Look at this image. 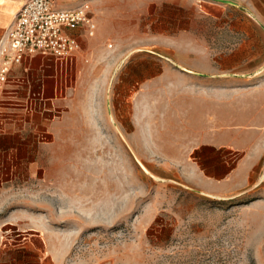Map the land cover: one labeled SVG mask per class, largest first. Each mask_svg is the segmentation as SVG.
Here are the masks:
<instances>
[{
  "label": "rangeland",
  "instance_id": "1",
  "mask_svg": "<svg viewBox=\"0 0 264 264\" xmlns=\"http://www.w3.org/2000/svg\"><path fill=\"white\" fill-rule=\"evenodd\" d=\"M134 3L115 2L114 27L71 59L27 60L0 94V247L39 230L62 264H264V127L246 186L216 196L192 178L201 134L247 129L263 43L213 50L201 17L192 49L175 2Z\"/></svg>",
  "mask_w": 264,
  "mask_h": 264
},
{
  "label": "crops",
  "instance_id": "2",
  "mask_svg": "<svg viewBox=\"0 0 264 264\" xmlns=\"http://www.w3.org/2000/svg\"><path fill=\"white\" fill-rule=\"evenodd\" d=\"M22 1L0 0V31L4 30L10 23ZM80 1L57 0L60 7H73ZM89 1L91 13L96 23V31L100 34L105 29L114 27V3L119 0ZM131 1L135 2L134 5L135 7L137 5L139 10L146 11L150 9L154 0ZM155 1L159 3L175 2L177 17H181L183 20L181 24L179 21L177 22V33L192 34V49H200L201 47L199 45L200 39L194 36L196 33L203 32L200 29L197 30V21L201 17L214 20V24L208 27V29L210 28L209 32L216 35L213 38V50L247 51L253 48L260 49V42L263 43L261 48L264 49V0ZM190 9L192 11L191 20L184 21V18H188L187 13L184 12ZM204 10L208 12L204 13ZM180 12H182L181 15ZM252 35H256L255 41H253ZM86 38L88 36L84 33L78 34L80 49L86 43ZM230 56L229 53L228 57ZM224 57L226 58V53ZM240 57H242L241 53ZM260 82L262 83L258 85L257 89L244 91L247 94L246 97L250 99L241 102V106L247 108L245 113L249 115L243 118L246 121L244 125L247 129L224 132L223 136L211 135L210 133L201 134L204 140L199 143L196 149L203 151L197 157L198 168L192 178L194 184L205 193L219 196L226 191L229 194L237 192L238 189L246 186L253 176L254 166L260 152L256 149V130L264 127V78ZM19 85L21 83L16 84L14 88L16 95ZM255 114H262V117L253 116ZM261 144L264 145V141ZM241 151L242 156H240ZM33 231L16 234L17 239H11L14 243L1 246L0 264H62L57 255L51 251H46V242L49 240L47 235L39 230Z\"/></svg>",
  "mask_w": 264,
  "mask_h": 264
},
{
  "label": "built area",
  "instance_id": "3",
  "mask_svg": "<svg viewBox=\"0 0 264 264\" xmlns=\"http://www.w3.org/2000/svg\"><path fill=\"white\" fill-rule=\"evenodd\" d=\"M96 23L89 0L73 7H58L55 0H23L0 35V94L5 92L16 67L33 57L71 59L80 49L79 33L91 37ZM16 84L22 77H15ZM15 89L8 94L15 95Z\"/></svg>",
  "mask_w": 264,
  "mask_h": 264
},
{
  "label": "water",
  "instance_id": "4",
  "mask_svg": "<svg viewBox=\"0 0 264 264\" xmlns=\"http://www.w3.org/2000/svg\"><path fill=\"white\" fill-rule=\"evenodd\" d=\"M184 70H186V71H189V70H187V69H185V68H183ZM189 72H192V71H189Z\"/></svg>",
  "mask_w": 264,
  "mask_h": 264
}]
</instances>
